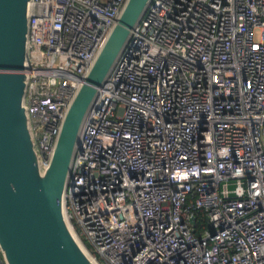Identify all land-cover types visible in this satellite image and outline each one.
<instances>
[{"label":"built area","instance_id":"1","mask_svg":"<svg viewBox=\"0 0 264 264\" xmlns=\"http://www.w3.org/2000/svg\"><path fill=\"white\" fill-rule=\"evenodd\" d=\"M126 1L32 0L42 167ZM64 207L99 264H264V0H150L84 117Z\"/></svg>","mask_w":264,"mask_h":264},{"label":"water","instance_id":"2","mask_svg":"<svg viewBox=\"0 0 264 264\" xmlns=\"http://www.w3.org/2000/svg\"><path fill=\"white\" fill-rule=\"evenodd\" d=\"M149 2L126 1L43 168L25 103L32 0H0V249L6 264H99L69 222L65 186L87 110Z\"/></svg>","mask_w":264,"mask_h":264},{"label":"bare ground","instance_id":"3","mask_svg":"<svg viewBox=\"0 0 264 264\" xmlns=\"http://www.w3.org/2000/svg\"><path fill=\"white\" fill-rule=\"evenodd\" d=\"M43 168H46V167H43Z\"/></svg>","mask_w":264,"mask_h":264}]
</instances>
